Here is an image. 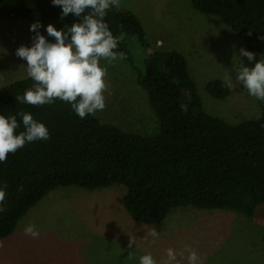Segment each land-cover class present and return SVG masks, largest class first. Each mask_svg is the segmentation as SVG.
Segmentation results:
<instances>
[{"label": "trees", "instance_id": "obj_1", "mask_svg": "<svg viewBox=\"0 0 264 264\" xmlns=\"http://www.w3.org/2000/svg\"><path fill=\"white\" fill-rule=\"evenodd\" d=\"M191 6L218 17L247 50L264 53V0H191ZM60 12L50 0H0L1 18L53 24L58 30L78 22L72 14L61 18ZM105 21L148 95L158 132L147 136L124 131L96 114L80 119L60 100L21 104L15 98L32 87L28 77L1 87L0 114L30 112L46 125L50 138L26 144L0 163V185L7 192L0 240L49 191L68 185L93 189L123 184V206L142 223H159L170 209L184 204L236 210L253 218L264 203V102L258 101L259 116L237 123L207 112L180 51L152 47L136 14L119 4L108 10ZM134 43L143 56L138 64ZM205 88L218 99L229 91L220 79ZM23 130L21 124L18 131Z\"/></svg>", "mask_w": 264, "mask_h": 264}, {"label": "rangeland", "instance_id": "obj_2", "mask_svg": "<svg viewBox=\"0 0 264 264\" xmlns=\"http://www.w3.org/2000/svg\"><path fill=\"white\" fill-rule=\"evenodd\" d=\"M118 4L136 14L152 47L183 54L207 112L229 123L259 116L258 101L242 86H229V74L235 77L234 54L246 47L218 17L199 13L191 0H118ZM35 22L0 17V49L5 50L0 53V88L27 77L26 61L15 50L31 46L35 33L29 32V25ZM43 26L40 33L54 41ZM132 53L136 64L142 62L137 43ZM261 56L264 53L256 54V59ZM241 62L254 65L246 58ZM100 65L107 75L106 106L95 113L99 120L124 131L156 134L157 117L130 64L101 60ZM213 79L227 84L224 98L206 91ZM125 191L120 183L93 189L54 188L18 220L11 235L0 240V264H139V257L148 253L156 264H165L169 248L178 253V264H188L186 247L197 253V264H264V203L251 219L236 210L178 205L162 221L151 224L135 220L125 210ZM28 224L38 229L37 238L25 235Z\"/></svg>", "mask_w": 264, "mask_h": 264}, {"label": "clouds", "instance_id": "obj_3", "mask_svg": "<svg viewBox=\"0 0 264 264\" xmlns=\"http://www.w3.org/2000/svg\"><path fill=\"white\" fill-rule=\"evenodd\" d=\"M50 3L61 9V18L72 14L78 22L67 26V30L65 27L58 30L53 24L43 26L39 22L29 25V32L35 33L31 46L21 45L15 50V55L26 61L27 77L34 83L15 99L21 104L34 106L50 105L60 100L70 105L80 119H84L106 106L103 92L107 71L100 61L112 64L126 59V54L119 51V39L105 21L108 10L118 6V0H50ZM42 26L54 41L40 33ZM4 52L0 49V53ZM234 55L237 58L232 66L235 77L233 79L229 74V86H242L249 96L264 102V56L257 60L255 53L243 47ZM241 58L254 62V65L243 64ZM181 110L187 111V105L182 104ZM17 116L20 117L19 122ZM21 124L24 130L18 131ZM49 138L46 125L35 120L30 112L0 114V163L26 144ZM5 187L0 185V213L6 210ZM23 231L32 238L39 236L34 224H28ZM185 251L188 252V264H197L195 250L186 247ZM177 255L174 249H167L165 264H178ZM139 264H156V261L148 253L139 257Z\"/></svg>", "mask_w": 264, "mask_h": 264}]
</instances>
